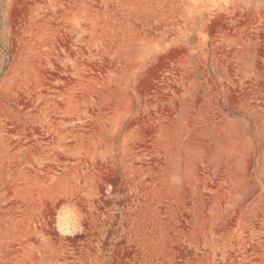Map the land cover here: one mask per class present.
Returning a JSON list of instances; mask_svg holds the SVG:
<instances>
[{
	"label": "rangeland",
	"instance_id": "1",
	"mask_svg": "<svg viewBox=\"0 0 264 264\" xmlns=\"http://www.w3.org/2000/svg\"><path fill=\"white\" fill-rule=\"evenodd\" d=\"M0 264H264V0H0Z\"/></svg>",
	"mask_w": 264,
	"mask_h": 264
}]
</instances>
